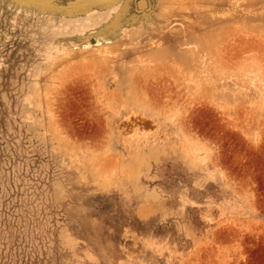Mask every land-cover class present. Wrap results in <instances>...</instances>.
Instances as JSON below:
<instances>
[{"label":"rangeland","instance_id":"rangeland-1","mask_svg":"<svg viewBox=\"0 0 264 264\" xmlns=\"http://www.w3.org/2000/svg\"><path fill=\"white\" fill-rule=\"evenodd\" d=\"M138 1L0 0V264H264V0Z\"/></svg>","mask_w":264,"mask_h":264},{"label":"bare ground","instance_id":"bare-ground-1","mask_svg":"<svg viewBox=\"0 0 264 264\" xmlns=\"http://www.w3.org/2000/svg\"><path fill=\"white\" fill-rule=\"evenodd\" d=\"M142 1H143V3H141V1H138V6H139V7L146 6V7L148 8V3H147L146 1H144V0H142ZM158 5H159V10H158L159 12H158V14H165V13L167 12V8H168V6H167V5H168V4H167V0H160ZM140 10H143V9H140ZM141 12H142V11H141ZM144 15H145V14H144ZM136 116H137V115H136ZM139 116H140V115H139ZM131 117H132V116H131ZM136 118H137V117H135V118H133V119L136 120ZM130 119H131V118H130ZM138 119H140V117L137 118V120H136L137 122L139 121ZM143 119H144V118H142V120H143ZM135 120L133 121V120L131 119V122H132V121H133V122H136ZM140 121H141V120H140ZM131 122H130V124H131ZM141 122H143V121H141ZM126 124H128V123H126ZM126 124H124V125H126ZM132 124H133V123H132ZM136 124H137V123H136ZM147 124H148V123H147ZM147 124L144 123V122H143V124L140 123V124H139L140 126H139V125H138L137 127L135 126V127L137 128L136 131L134 130V128H133L132 130H134L133 132H136V134L140 132V135H141V136H143V135L145 136V135L148 134V131H147V130H148ZM133 125H135V124H133ZM149 125H150V124H149ZM128 126H129V125H128ZM130 126H131V125H130ZM130 126H129V127H130ZM151 126H152V125H151ZM122 127H123V126H122ZM124 127H125V126H124ZM131 127H132V126H131ZM131 127H130V128H131ZM133 127H134V126H133ZM138 131H139V132H138ZM123 135H124V134H123ZM133 135H135V134L132 133L131 136L133 137ZM129 136H130V135H129ZM126 138H128V137H126ZM108 174H109V173H108ZM106 175H107V174H106Z\"/></svg>","mask_w":264,"mask_h":264},{"label":"water","instance_id":"water-1","mask_svg":"<svg viewBox=\"0 0 264 264\" xmlns=\"http://www.w3.org/2000/svg\"><path fill=\"white\" fill-rule=\"evenodd\" d=\"M139 1H141V3H143V1H142V0H139Z\"/></svg>","mask_w":264,"mask_h":264}]
</instances>
